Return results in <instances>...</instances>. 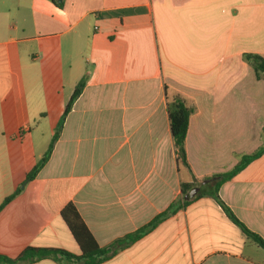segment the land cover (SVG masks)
Returning <instances> with one entry per match:
<instances>
[{
    "label": "crops",
    "instance_id": "obj_1",
    "mask_svg": "<svg viewBox=\"0 0 264 264\" xmlns=\"http://www.w3.org/2000/svg\"><path fill=\"white\" fill-rule=\"evenodd\" d=\"M245 55L264 59V0H0V257L79 256L68 204L108 247L168 210L182 184L199 192L262 146L264 80ZM81 80L48 161L25 182ZM175 96L194 109L188 167L168 122ZM211 190L100 264H264ZM218 196L264 240V153Z\"/></svg>",
    "mask_w": 264,
    "mask_h": 264
},
{
    "label": "trees",
    "instance_id": "obj_2",
    "mask_svg": "<svg viewBox=\"0 0 264 264\" xmlns=\"http://www.w3.org/2000/svg\"><path fill=\"white\" fill-rule=\"evenodd\" d=\"M244 59L252 66L255 76L258 79L264 80V59L257 55H245ZM84 87V80H81L77 86L75 87L73 94L71 95L69 101L67 102L63 114L61 116L60 121L58 122L53 137L50 141L49 147L45 155L40 159L25 177V182H29L35 178L40 169L45 165L48 161L51 151L54 147L55 142L59 137V133L62 129L63 122L70 112L73 103L79 97ZM194 109L191 106H188L184 100L179 98L178 96L172 97L167 102V113H168V122L170 127V132L173 139L174 145V153L176 156V161L180 162L184 166L188 167L186 154L184 149V143L188 128V122L190 116L193 114ZM262 135L264 136V129L262 130ZM264 153V144L260 146L257 150H255L251 154L242 155L239 157L237 164L234 168L226 173L216 174L207 178V185L211 186V196L214 199L215 203L220 207L225 216L234 224L250 241H252L258 248L264 251V240L255 232L249 230L233 213L232 211L220 200L218 196V190L220 186L230 181L234 178L236 174L246 168L250 163L257 160ZM194 185L187 184L181 186V196L177 202L170 205L168 210L163 212L162 214L155 217L150 223L146 226L140 228L139 230L124 236L116 241H114L108 247H99L79 215L77 214L73 205L68 204L62 211L61 217L68 226L72 237L77 243L80 255L74 256L67 252L61 250H53V249H32L28 248L22 252V254L16 260H8L4 257H0V263L6 264H15V263H29L40 259L50 258L54 261L57 260V256H63L68 260L75 261L77 264H100L120 250L127 248L132 245L134 242L141 239L146 233L150 230L154 229L163 218L172 212V209L176 203L179 204L180 208L186 207L192 200L201 198L206 196L207 194L203 193L202 190L206 186H201L199 192L195 195V197L191 200H184V196L192 189ZM15 194L9 196L4 199L2 203V207L8 204V202L15 197Z\"/></svg>",
    "mask_w": 264,
    "mask_h": 264
},
{
    "label": "water",
    "instance_id": "obj_3",
    "mask_svg": "<svg viewBox=\"0 0 264 264\" xmlns=\"http://www.w3.org/2000/svg\"><path fill=\"white\" fill-rule=\"evenodd\" d=\"M207 181H204L203 184H206ZM22 189V186L20 187ZM198 192L197 188H193L191 189L185 196H184V200H191L195 197L196 193Z\"/></svg>",
    "mask_w": 264,
    "mask_h": 264
},
{
    "label": "rangeland",
    "instance_id": "obj_4",
    "mask_svg": "<svg viewBox=\"0 0 264 264\" xmlns=\"http://www.w3.org/2000/svg\"><path fill=\"white\" fill-rule=\"evenodd\" d=\"M261 250H262V249H261ZM261 252L264 254V251H263V250H262Z\"/></svg>",
    "mask_w": 264,
    "mask_h": 264
}]
</instances>
